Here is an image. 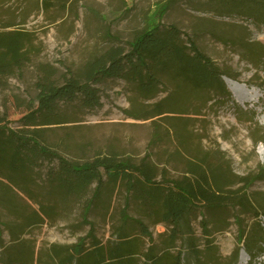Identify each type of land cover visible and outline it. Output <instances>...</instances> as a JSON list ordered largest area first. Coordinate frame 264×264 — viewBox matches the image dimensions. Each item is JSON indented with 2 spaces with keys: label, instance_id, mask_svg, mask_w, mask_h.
<instances>
[{
  "label": "rangeland",
  "instance_id": "1",
  "mask_svg": "<svg viewBox=\"0 0 264 264\" xmlns=\"http://www.w3.org/2000/svg\"><path fill=\"white\" fill-rule=\"evenodd\" d=\"M154 24L176 26L195 40L203 55L236 80L229 79L250 91V100L234 98L225 82L228 77L224 76L229 97L220 98L213 92H187L178 102L177 114L152 117L155 106L174 91L166 79L156 94L146 99L137 86L122 79L106 78L92 85L100 99V105L92 110L82 109L78 103L62 101L58 105V113L65 114L67 123L48 126L44 132L48 143L63 158L76 163L109 153L136 164L147 157L165 171L167 178L174 180L182 178L188 159L196 151L208 152L213 163L224 159L240 177L264 167V147L255 148L251 138L256 128L254 123L259 127V136L264 138V58L247 57L231 43L264 47V26L254 18L224 10L212 0H177L176 3L172 0H53L48 7H44L42 0H0V32L26 31L34 46L30 61L22 69L12 77L0 78V128L19 131L24 127L22 118L38 94L36 84L43 75L42 66H53L55 79L61 84L65 76L76 73L111 48H122L128 54L137 34ZM256 63L258 67L254 66ZM204 100L210 101L203 105ZM171 103L166 104V109L171 108ZM239 108L247 115H240ZM57 167V162H39L33 175L35 184L29 187L33 199L0 178V224L6 246L12 240L8 226L25 224V219L39 209L40 202L53 207L54 213L43 224L24 229L22 248L31 247L37 255L41 250L48 252L52 244L67 246L87 237L90 227L83 223L82 206L48 197L47 173ZM256 191L264 193V181L256 182L250 189ZM106 203L108 211L101 207L87 219L94 224L95 235L103 244L116 240V229L122 226L124 193L115 189ZM228 211V226L219 232L213 230L220 216L205 213L208 230L212 231L209 238L203 230V218L199 214L197 219L192 218L191 229L197 246L207 250L206 241H211L215 247L212 264L214 261L227 264L237 250V264H264V254L252 261L241 249L233 218L237 212ZM127 213L142 220L152 236V242L141 239L143 251L150 245L157 252L166 247L170 226L147 218L132 202ZM131 225H125L126 230L139 236L137 228ZM87 246H91L90 240ZM176 246L181 249V239Z\"/></svg>",
  "mask_w": 264,
  "mask_h": 264
},
{
  "label": "trees",
  "instance_id": "2",
  "mask_svg": "<svg viewBox=\"0 0 264 264\" xmlns=\"http://www.w3.org/2000/svg\"><path fill=\"white\" fill-rule=\"evenodd\" d=\"M42 1L44 7H48L53 0ZM212 1L228 12L254 18L264 26V0ZM30 42V34L26 31L0 32V78L14 76L30 61L29 54L34 47ZM231 43L242 49L247 57L264 58V47L260 44ZM254 66L258 67L259 63ZM41 69L43 75L36 84L38 94L22 118L24 127L19 131L0 128V178L7 180L10 186L22 189L33 199L29 187L34 183L33 175L39 162H57V169L51 168L47 173L50 180L48 197L62 203L81 205L83 223L90 229L87 237L76 244H52L48 252L41 250L36 255L31 247L22 248L25 243L21 240L23 231L43 224L44 219L51 218L54 213L53 207L37 203L39 209L25 219V224L8 226L12 237L8 246L4 243L0 224V264H212L215 247L211 246L209 239L206 241L207 250L197 246L191 220L197 219L199 214L203 218V230L209 238L212 231L208 230L205 213L220 216L214 222L217 225L213 230L219 232L228 226L229 209L237 212L233 218L238 226L241 249L252 261L264 254V193L250 192L256 182L264 181L263 166H259L253 174L240 177L224 159L213 163L208 152L196 151L188 159L182 178L174 180L167 178L165 171H161L147 157L136 164L109 153L98 154L88 162H70L45 138L48 126L67 123L65 114L60 115L57 110L62 101L78 103L82 109L92 110L99 106L100 99L92 85L106 78L122 79L137 86L138 92L146 99L155 95L166 79L173 85L174 91L155 106L152 117L177 114L178 102L187 92H213L220 98L229 97L223 78H233L232 75L216 67L209 57L203 55L195 40L176 26L154 24L137 34L128 54L122 48H111L94 57L76 73L65 76L61 84L55 79L57 74L53 66L47 64ZM170 101L171 108L166 109ZM209 101L204 100L202 104L207 105ZM238 112L247 115L240 108ZM254 125L256 128L251 133L254 146L264 147V138L259 136L257 123ZM115 189L124 193L125 205L120 213L123 223L121 228L116 229V240L103 244L95 235L94 224L87 219L96 209H106L110 193H115ZM130 202L137 204L147 218L171 227L166 247L160 252L155 251L153 245L147 251L140 248L142 238H148L150 242L153 239L142 220L128 215ZM128 224L136 227L140 235L130 234L125 227ZM179 239L182 240L180 250L176 246ZM88 240L90 247L87 246ZM238 253L239 250L227 264H237Z\"/></svg>",
  "mask_w": 264,
  "mask_h": 264
},
{
  "label": "bare ground",
  "instance_id": "3",
  "mask_svg": "<svg viewBox=\"0 0 264 264\" xmlns=\"http://www.w3.org/2000/svg\"><path fill=\"white\" fill-rule=\"evenodd\" d=\"M225 82L227 83V86L229 90L232 92L234 98H236L238 101H247L250 100V91L246 89L242 84L235 83L229 78H225ZM259 96V95H257ZM243 263V260H242Z\"/></svg>",
  "mask_w": 264,
  "mask_h": 264
}]
</instances>
